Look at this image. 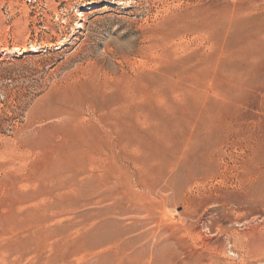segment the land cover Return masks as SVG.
<instances>
[{
	"label": "rangeland",
	"instance_id": "1",
	"mask_svg": "<svg viewBox=\"0 0 264 264\" xmlns=\"http://www.w3.org/2000/svg\"><path fill=\"white\" fill-rule=\"evenodd\" d=\"M0 264H264V0H0Z\"/></svg>",
	"mask_w": 264,
	"mask_h": 264
},
{
	"label": "bare ground",
	"instance_id": "2",
	"mask_svg": "<svg viewBox=\"0 0 264 264\" xmlns=\"http://www.w3.org/2000/svg\"><path fill=\"white\" fill-rule=\"evenodd\" d=\"M114 131V130H113Z\"/></svg>",
	"mask_w": 264,
	"mask_h": 264
}]
</instances>
